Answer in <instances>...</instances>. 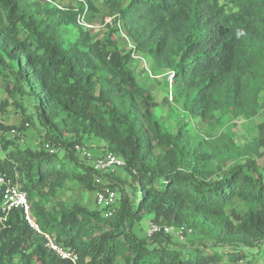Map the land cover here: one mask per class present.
I'll list each match as a JSON object with an SVG mask.
<instances>
[{"label": "trees", "instance_id": "16d2710c", "mask_svg": "<svg viewBox=\"0 0 264 264\" xmlns=\"http://www.w3.org/2000/svg\"><path fill=\"white\" fill-rule=\"evenodd\" d=\"M100 2L0 0V111L22 114L20 126L0 127V173L27 193L41 230L20 209L3 212L0 187V264H264V121L242 147L225 132L192 133L196 121L212 130L264 114V0ZM86 4L93 28L78 23ZM99 23L104 39H93ZM134 53L163 75L162 102L139 79ZM171 102L184 113L175 125L162 118ZM12 128H32L39 147L6 138ZM90 139L123 160L116 170L126 177L76 152ZM70 183L82 194L116 191L114 215L82 194L58 201ZM145 215L192 234L141 237Z\"/></svg>", "mask_w": 264, "mask_h": 264}, {"label": "rangeland", "instance_id": "374dc122", "mask_svg": "<svg viewBox=\"0 0 264 264\" xmlns=\"http://www.w3.org/2000/svg\"><path fill=\"white\" fill-rule=\"evenodd\" d=\"M76 3H83V1L87 0H73ZM102 5L106 0H101ZM98 16V15H97ZM101 16V15H100ZM98 16V17H100ZM94 18V17H93ZM92 18V19H93ZM91 19V20H92ZM100 21V19H98ZM107 21H110L109 18ZM107 23V22H106ZM100 25V26H99ZM97 25V29L93 30V39H104V35L106 32V29L103 25L99 23ZM121 37L124 36V41H128L125 34H121ZM123 41V40H122ZM128 49L129 46H128ZM137 62V61H136ZM141 64V65H139ZM138 70L139 79L143 80L144 84L148 86L150 91L153 93V95L156 96L158 102H162L163 95L162 89H163V75H160L158 73H152L150 72L146 74L147 69L152 70V67L150 65V61L143 58V60H138L136 65H133ZM147 68V69H146ZM153 71V70H152ZM8 98L7 93L4 89V85L2 82V79L0 77V102L5 101ZM263 103H264V95L262 97ZM162 111V118L166 122H170L171 125H175L176 121H181L184 118V113L182 112V108L177 105L176 103H169L162 105L161 108ZM175 118V119H174ZM264 121V114L260 113L256 118L253 120H239V121H228L227 118L222 119L220 122V125L215 126L214 129L210 130V126L207 123H203L200 121H196L194 123L195 127L192 130V133L195 137H203V136H211L215 135L219 132H225L230 134L234 139L235 142L240 146H245L246 144L252 142L258 135V124L260 122ZM22 122V114L20 111L15 108L13 105L8 104L6 109L2 111V117L0 118V127H18L21 125ZM169 125V124H168ZM28 128V127H27ZM4 130L0 128V135L2 134ZM23 139H18L15 136H11L10 134H5V137L8 139L16 140L21 144V147H32V148H38L39 142H38V134L34 132L32 128H29L28 130H24ZM84 147L89 150L93 158L99 157L103 155L104 148L103 145L100 144L97 140H87L84 143ZM63 153V152H61ZM3 154L1 152L0 148V157H2ZM260 165H264V157L260 158L259 160ZM119 171V172H118ZM116 170L114 173L121 177H126V171L124 170ZM79 186L76 183H70L66 190L61 191L58 195V201L64 203L65 205H72L80 196L82 193H80ZM117 196L118 193L114 191ZM85 203L92 209H96V203H95V193L89 192V193H83L82 194ZM55 201H50L49 206H54ZM153 223L152 217L150 215H145L143 220L139 223L137 226L136 232L139 236L145 237V233L149 226ZM172 238L178 242L181 241L179 237L173 233Z\"/></svg>", "mask_w": 264, "mask_h": 264}, {"label": "built area", "instance_id": "2783aa9c", "mask_svg": "<svg viewBox=\"0 0 264 264\" xmlns=\"http://www.w3.org/2000/svg\"><path fill=\"white\" fill-rule=\"evenodd\" d=\"M47 1L51 2V0H47ZM58 7L62 9V6H58ZM88 9L89 8L86 4L84 11L78 17V23L84 27L93 28V26L90 23H88L86 20ZM109 20L111 21L112 19L109 18ZM129 48L134 49V45L131 42L129 43ZM133 58L143 60V58H141L135 53L133 55ZM147 70L150 72L149 69ZM1 117H2V112L0 111V118ZM28 126L29 124H26V127ZM8 134H10L11 136L21 137L22 139L24 138L22 136V132H20L17 128H12ZM47 149H50L49 146H47ZM75 150L82 158H85L88 161H90L92 163L93 168L97 172L108 173L110 171H115L116 169L121 168L125 165L123 160L113 152H106L105 154L99 157L93 158L92 153L84 147V144L83 145L77 144L75 146ZM50 151L52 152V150ZM0 187L3 189V201H2L3 212L6 215H8L9 212H11L14 209L22 210L28 224L38 233H41V230L39 229V226L36 224V221L32 215L31 204L28 200L27 193L21 190L18 184L15 183L11 178L1 173H0ZM95 202L99 208L105 209V217L107 218L112 217L115 213V207L117 204V194L110 189L99 190L95 193ZM162 231L165 234L175 233L181 241L184 240L188 235L190 236L192 234V230L187 228L186 226L170 227V226L159 225L157 223H151V225L146 231V234L149 238H151L157 233H160ZM46 237L49 240V246L54 251H56L62 258L71 259L74 263H76L78 259L76 254L68 253L64 251L61 247L56 245L49 236Z\"/></svg>", "mask_w": 264, "mask_h": 264}, {"label": "crops", "instance_id": "0c3cea01", "mask_svg": "<svg viewBox=\"0 0 264 264\" xmlns=\"http://www.w3.org/2000/svg\"><path fill=\"white\" fill-rule=\"evenodd\" d=\"M65 2H67V3H69L70 2V0H64ZM101 3V2H100ZM102 4V3H101ZM108 19V18H107ZM107 19H106V21H107ZM127 42H129V41H127ZM134 60L135 61H137V60H139V59H136V58H134ZM138 62V61H137ZM139 65H141V64H139Z\"/></svg>", "mask_w": 264, "mask_h": 264}]
</instances>
